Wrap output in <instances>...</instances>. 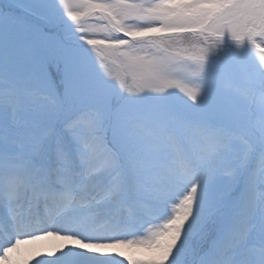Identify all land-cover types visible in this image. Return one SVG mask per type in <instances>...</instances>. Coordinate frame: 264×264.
Listing matches in <instances>:
<instances>
[{"label":"snow or ice","instance_id":"1","mask_svg":"<svg viewBox=\"0 0 264 264\" xmlns=\"http://www.w3.org/2000/svg\"><path fill=\"white\" fill-rule=\"evenodd\" d=\"M149 259L264 264V0H0V264Z\"/></svg>","mask_w":264,"mask_h":264},{"label":"rangeland","instance_id":"2","mask_svg":"<svg viewBox=\"0 0 264 264\" xmlns=\"http://www.w3.org/2000/svg\"><path fill=\"white\" fill-rule=\"evenodd\" d=\"M158 211H159V215L162 216L164 214L165 210L163 208H161ZM154 227H155V225L145 226L144 234L148 235V233H150ZM174 231H175L174 226H168V231L165 233H162L154 242L142 245L141 247L143 249V254L147 255V256H151L153 254H156V255H158L159 259L162 260L164 253L166 252L167 248L170 246V240L174 238ZM53 242H55V244L59 243V241H56V240H53ZM55 244L50 243V245H55ZM128 247H129V249H131L132 246H128ZM33 249H35V248H33ZM40 250L46 251L45 248H40ZM24 252H26V251H24ZM144 264H156V261L149 259V260H145Z\"/></svg>","mask_w":264,"mask_h":264},{"label":"bare ground","instance_id":"3","mask_svg":"<svg viewBox=\"0 0 264 264\" xmlns=\"http://www.w3.org/2000/svg\"><path fill=\"white\" fill-rule=\"evenodd\" d=\"M54 239L52 238H48L47 240H42V241H36L34 243H31V244H24L21 246V251L24 252V251H28V250H31L33 248H40L39 246L40 245H50V243L52 244H55V242H53Z\"/></svg>","mask_w":264,"mask_h":264}]
</instances>
